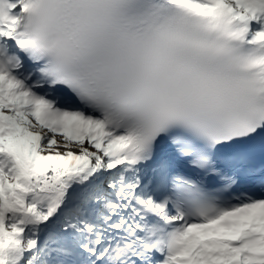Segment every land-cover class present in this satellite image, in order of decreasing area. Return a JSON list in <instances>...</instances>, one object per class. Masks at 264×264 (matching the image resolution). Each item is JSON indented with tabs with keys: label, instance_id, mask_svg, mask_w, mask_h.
Here are the masks:
<instances>
[{
	"label": "snow or ice",
	"instance_id": "snow-or-ice-1",
	"mask_svg": "<svg viewBox=\"0 0 264 264\" xmlns=\"http://www.w3.org/2000/svg\"><path fill=\"white\" fill-rule=\"evenodd\" d=\"M0 264H264V0H0Z\"/></svg>",
	"mask_w": 264,
	"mask_h": 264
}]
</instances>
